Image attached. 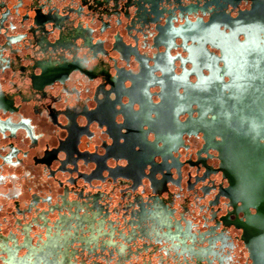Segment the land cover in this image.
Listing matches in <instances>:
<instances>
[{
	"label": "flooded vegetation",
	"instance_id": "1",
	"mask_svg": "<svg viewBox=\"0 0 264 264\" xmlns=\"http://www.w3.org/2000/svg\"><path fill=\"white\" fill-rule=\"evenodd\" d=\"M15 1L23 4V0ZM164 1L137 0L127 6V0H87L84 7L81 5L79 8H72V13H61L55 5L47 8L40 2L32 18L29 14L21 16L24 18L22 22H33L29 27L30 32L26 34H9L10 28L6 23L13 29L19 23L15 24L9 19L15 12L4 2L0 14V36L5 38L2 45L7 43L5 49H14L16 45L31 40L40 54V57L33 60L30 69L22 61L15 66L21 75L28 77L33 97H47L56 85L67 87L76 73L89 82L98 80L99 83L93 106L86 103L79 107L59 109L54 104L47 105L46 113L51 124L65 135L58 137L54 145L45 143L40 153L32 154L31 149L23 150L15 143L20 134L25 136L30 145L39 146L41 143L36 120L38 116H25L21 103L23 98L31 100L32 97H28L22 90L20 94L13 95L0 82V140L8 141L7 144L0 145V169L16 167L30 157L33 165L46 168L47 176L54 179L58 192L54 196L34 191L30 193L25 205H21L19 196L10 199V216L14 227L7 233L0 231V264H236L239 262L237 242L248 255L247 260L240 264H254L242 226L247 221V215L256 214V210H246V204L237 201L230 181L220 171L218 153L213 148L206 147L204 135H184V142L171 146L168 152L164 144L170 138L167 132L156 136L145 123L140 124L143 111L165 107L160 95H168V88H173L181 96L185 93L181 87L183 82L189 83V75L184 73L186 69L191 72L190 81H197L198 76L193 71L192 62H185L189 60V53L182 37L178 36V31L189 22L207 23L213 15L222 11L236 18L239 12L252 10L253 0H241L237 6L228 4L222 10L214 5V0H207L205 4L175 0L176 3L171 4L175 9L166 7V11L161 5ZM243 4H248V7H242ZM133 6L138 9L137 19L140 20L134 25L130 14ZM85 8L91 12H113L109 18H113L115 25L123 29L131 43L126 41L124 34L118 29L113 34L110 49L123 62L129 64L134 61L136 71L119 66L116 61L114 66L124 67L130 72L122 69L119 77L113 78L110 75L115 76L118 71L114 70L112 73L105 64L102 56L110 57V51L106 47V40L98 37V34L107 33L112 28L111 21L105 19L108 13L104 12L101 13L102 19L97 30L76 24L72 14L82 15L79 12H83ZM150 27L155 31L151 36ZM54 33L57 36L51 38ZM144 40L152 48V55L140 50V43ZM124 43L132 47H127ZM186 43V46L197 45V42L193 43L191 40ZM80 44L86 47L92 58H99L98 63L91 65L88 57L80 55ZM204 51L208 60L211 54L222 57L220 49L210 43L205 45ZM136 57L140 63L136 61ZM151 59L158 60V63L155 64ZM12 60L2 54L0 71L12 69ZM173 60L176 66L174 77ZM218 64L220 67L224 66L222 61ZM207 67L208 65L201 69L202 75H210ZM129 74L137 77V83L130 90V99L122 97V107L116 103L124 87L113 88V93H110V87L106 83L107 80L115 84L123 83L124 77L130 76ZM156 83L160 86H155ZM126 84L131 87L129 81ZM149 97L152 102L162 104L155 107ZM186 115L181 113L179 117L184 120ZM154 118L155 115H150V122ZM177 121L180 124L179 119ZM191 122H194L193 117ZM160 124L165 125L167 122L161 121ZM140 128L148 147L154 150L147 160L150 163L145 168L143 166L146 161L141 164L138 160L135 161L141 155L139 145L130 150L132 160L130 152L125 148V138L132 136V140H137ZM96 131L101 136L99 144H95L93 149H83V141L93 140ZM191 138L201 140L200 148H192L189 143ZM3 147L7 148L5 152ZM184 171H187V177H184ZM58 175L65 177L61 179ZM218 175L221 181L217 183L215 179ZM3 180V175H0V182ZM43 180L41 182L45 181ZM105 184L114 188L113 191L110 189L113 195L104 190ZM146 186L151 191L153 200L146 201L141 195L140 191H145ZM173 189L176 191H172ZM71 190L76 195H90L89 211L80 200L70 198ZM183 191H187L190 196L183 195ZM125 193L126 196H123ZM127 194L130 195L129 202L137 195L141 197L132 208L134 221L137 222L134 227L139 226L140 230L136 228L131 234L120 227L126 219L124 212L121 211L116 216L101 203L102 199L106 203L115 199L114 206L110 207L118 209V204L122 206L128 203ZM164 195L183 196L184 202L181 205L186 211L192 209L196 212L200 224L209 229L202 231L194 226L192 219L176 217L178 210L170 206ZM56 196L59 202L55 201ZM0 199L8 197L0 194ZM83 202L86 203V199ZM62 205L66 208H62ZM223 208L224 212L221 213ZM2 211L0 204V212ZM160 212H164L165 224L157 222ZM113 215L116 219L111 218ZM7 219V216L2 217L0 229ZM139 231L144 238L138 237ZM201 239L203 242H200Z\"/></svg>",
	"mask_w": 264,
	"mask_h": 264
},
{
	"label": "bare ground",
	"instance_id": "2",
	"mask_svg": "<svg viewBox=\"0 0 264 264\" xmlns=\"http://www.w3.org/2000/svg\"><path fill=\"white\" fill-rule=\"evenodd\" d=\"M214 1V5L222 10L228 4L237 6L241 0ZM231 17L222 11L212 16L213 25L211 26L202 24V21L195 24L189 22L178 31V36L182 37L184 47L188 50L189 61L192 62L193 71L198 74L199 80L202 79L201 69L209 63L203 50L206 44L210 43L220 49L224 67L221 68L217 64L220 59L215 58L212 67V77L204 85H201L199 81L198 85L193 86L189 79L188 84L183 82L182 86L185 93L182 96L173 91V88H168V95H160L162 103L165 105L164 108L160 109L158 107L154 110L148 109L142 112L140 124L145 123L148 128L153 130L152 132L156 136H159L161 132H167L170 138L168 141H164V144L168 152L169 148L175 145V137L172 132L196 123V120L190 123L194 112L191 111L192 103L195 99H199L200 102L202 100L207 102L206 108L210 107L212 111H216V107L223 109L222 103L229 102L228 108H226L227 115L232 114L234 118L239 120L249 119L257 128L264 125V92L260 89L261 86H264V2L253 0L251 12L242 13L239 20H233ZM221 24H225L224 30L222 28L219 29ZM242 33H244V37L240 36ZM243 39L245 40L241 41ZM189 40H192L193 43L197 42V45L186 46V42ZM156 63H158V60L155 59ZM184 73L190 75L191 72L186 69ZM225 73H229L232 80L229 86L230 95H226L221 91L219 97L216 98L213 84L215 80H222ZM130 76L136 81L137 77L134 75ZM174 76L175 74L172 72V77ZM242 78L248 80L244 84L245 87L242 86ZM122 87H124L123 83L118 82L114 89H121ZM207 95H209L210 99L200 98V96ZM140 105L142 106L143 103H140ZM230 106L232 108H229ZM200 111L201 118L199 121L204 122L207 120L205 117L206 110L201 107ZM187 112L190 116L187 124H178V115L181 113L187 114ZM150 115H155V118L152 119L153 122H150ZM211 117L217 119L216 115H211ZM161 121H166L167 124H160ZM139 130L137 140H132V136L128 139L125 138L127 144L125 148L130 152L129 157L131 156L130 159L132 160L130 150L135 145H139L141 155L135 161L138 160L141 164L151 157L154 150L148 147L145 142L143 130L141 128ZM244 160L247 163V167L242 166ZM263 160L264 146L258 145L255 140H248L239 147L238 160L230 165L231 169L227 172L234 196L243 197V203L246 202L248 204L246 210L250 211L251 205L256 207L257 216L253 214L247 215V221L242 226L245 233L244 237L250 246L254 264H263L264 249L253 234L254 225L264 229V170L262 169L263 166H261V161ZM159 209L161 211V208ZM165 221L164 212H160V215L157 216V222L165 224Z\"/></svg>",
	"mask_w": 264,
	"mask_h": 264
},
{
	"label": "rangeland",
	"instance_id": "3",
	"mask_svg": "<svg viewBox=\"0 0 264 264\" xmlns=\"http://www.w3.org/2000/svg\"><path fill=\"white\" fill-rule=\"evenodd\" d=\"M127 6L130 4L135 3L137 0H133L130 2V0H127ZM187 1H196L197 3H203L207 0H187ZM6 2L8 6L13 9L15 12L13 16H10V20H13L15 24H18V27L16 29H13L8 23H6V26H9V34H26L27 32H30L31 28H29L33 22L31 20H28L26 22H22L24 18L22 19L23 14H29L30 17L32 18L33 13L36 8L39 7L38 3H42L48 7H51V5H55L58 7L61 11V13H72V8L78 7L79 6H85L87 3V0H23V4L21 1L17 4L15 0H0V14L3 6L5 5ZM176 3L175 0L168 1L165 0L161 5L163 6V10L166 11V7L175 9V7H172L171 4ZM202 4V5H203ZM15 5V6H13ZM242 7H248V4H243ZM96 10V8H95ZM105 10H99V12H91L85 8L82 15H75L72 14V19L75 20L76 24H83L85 26H90L94 30L99 29L100 26V20L102 19V14L104 13ZM108 13V17L105 19H109L112 24V28L108 30L107 33L104 35H101V33L98 34V37H101L106 40V47L110 51V57L102 56L104 58L105 64L108 65V67L112 70V73H114V64L117 61L119 66H126L129 69H133L136 71L137 65L134 61H131L129 64L123 62L116 53L112 52L110 49V43L112 41L113 34L117 32V30H121V32L124 34L125 39L127 42L131 43L130 38L123 32V29L119 27L118 25H115V22L113 18H109V16L113 13L111 12H105ZM130 14H131V23L132 25L138 23L140 20L138 18V9H136L135 6L130 8ZM235 14V13H234ZM117 26V27H115ZM0 27H1V19H0ZM151 28V36L154 34V28ZM208 28V27H207ZM57 36V33H54L51 35V38H55ZM30 38H27V40ZM147 41H150V39H147ZM147 41H141L140 43V50L144 52L145 54L152 55L153 50L152 48L148 45ZM5 38L4 36H0V57L2 54L5 56L11 57L12 63H14V67L12 69H7L6 71L2 72L0 71V82L3 85V88L7 90L8 92L12 93L13 95H18L20 94V90L24 91L25 94H27L28 97H32L30 100L23 98V109H24V115L28 117H33V114H37L36 119L39 124V133L41 134V143L39 146H33L30 145V142L25 139V136L23 134H20L18 140L15 142L16 145L23 150H32V154H38L41 152L43 149L45 143H49L51 145H54L57 141L58 137H63L65 133L63 131H58L50 122L47 113H46V108L48 104H54L57 108L59 109H65L68 107H79L82 104H89L91 106L94 105V99L96 98L97 95V85L99 83L98 80L94 82H89L84 76L80 75L79 73L74 74L71 82H68L67 87L64 86H54L53 89L50 90V93L48 94L47 97L41 98V97H33L31 93V87L28 81V77L21 75L17 70H16V65L20 61L23 62L24 65L28 67V69L31 68V65L33 63V60H35L37 57H40V54L38 52V49L35 48L33 45V41L28 40L27 42L23 43L22 45H16L14 49H5ZM79 50H80V55L83 57H88V62L91 63H98L99 58H92L86 49V47L83 44L79 45ZM175 53V52H173ZM179 64H177V67ZM177 71L179 72V67L177 68ZM44 131V132H43ZM101 139V136H99V132L96 131V137L93 140L90 141H83L82 148L83 149H93L95 147V144H99V141ZM7 140L1 139L0 140V145L7 144ZM189 143L191 144L192 148L198 149L201 146V140L199 138H191L189 140ZM38 148L36 150V148ZM34 148V149H33ZM2 150L5 152L7 150L6 147H3ZM215 165H217V162L213 161ZM0 175H3L4 180L0 185V194L3 197H8V199H0V204L3 207V211L0 212V222H2V217L7 216L8 219L3 221V225L0 229L1 232L7 233L10 229H13L12 225V217L10 216V211L12 210V202L10 199L16 198L19 196V199L21 201V205H25L30 198V193L36 191L38 193H41L43 195L45 194H52L56 195L58 192L56 191V184L54 179H50L47 176V170L46 168L42 166H36L33 165V162L30 157L26 158L25 161L20 163L16 167H4L0 169ZM187 171H184V177H187ZM61 179H64L65 176H60L58 175ZM44 179V182H41V180ZM216 182L218 183L221 181L220 176L218 175L216 177ZM185 183V181H184ZM183 183V187H184ZM32 187V189H30ZM105 191H109L114 188L110 184H105L103 185ZM52 189V191H50ZM95 190V189H94ZM112 191L110 193H112ZM172 191H176L173 189ZM117 192L115 191L114 194ZM141 195H143V198L146 201L153 200L154 198L150 196L151 191L148 189V187H145V191H140ZM183 195L189 197L190 194L187 191L182 192ZM113 195V193L111 194ZM128 195V194H127ZM126 196V193L123 195ZM90 195L85 196L82 195V193L76 195L73 193V191H70V198L71 199H78L81 201L82 205L86 207L85 209L87 211L90 210L88 207V203L91 202L89 199ZM164 197H167V202L170 204L171 207L176 208L178 210L176 217L179 219H184V218H189L192 219L195 222V227L197 229H201L202 231L208 230L209 228L206 227V225H201L199 222V217L196 212H194L192 209L190 211H186L185 208L181 205L183 200V196L180 197L178 195L176 196H167L164 195ZM105 198L108 199L106 196ZM86 199V203L83 202V200ZM139 199H141L140 196H136L135 198H132L131 202L130 200V195L126 198V201L128 202L127 204H123L120 206L118 204V209H113L110 206H114V201H110V203L104 202V199L101 200V203L105 205L106 210L110 208V212L115 214L116 216L118 215L119 212L123 211L124 212V217L127 219H124V222L122 225H120L121 230L124 232H127L128 234L134 233V230L137 228V230H140V227H134V225L137 223L134 221L135 219V214L133 211V207L135 206V202H137ZM109 200V199H108ZM56 202H59V198L57 199V196L55 198ZM83 207V208H84ZM62 208L64 205H62ZM82 208V209H83ZM131 208V209H130ZM107 214L109 213L106 211ZM182 212H185L184 214ZM224 212V208L222 209L221 213ZM111 218L116 219L115 216L113 215ZM111 225V223H110ZM15 231V230H13ZM140 235L138 237L144 238V235L139 231ZM199 234V233H198ZM237 234V233H236ZM253 234L256 240L259 242V244L263 247L264 249V229L262 227H258L257 225L253 226ZM121 237L124 235L119 234ZM137 237V234L136 236ZM118 239V237H116ZM200 242H203L201 239ZM146 248V246H144ZM103 249L101 250V252ZM112 253V252H110ZM237 258L238 261L236 264H240L243 261H246L248 258L247 252L244 250V247L237 242ZM263 264H264V250H263Z\"/></svg>",
	"mask_w": 264,
	"mask_h": 264
},
{
	"label": "water",
	"instance_id": "4",
	"mask_svg": "<svg viewBox=\"0 0 264 264\" xmlns=\"http://www.w3.org/2000/svg\"><path fill=\"white\" fill-rule=\"evenodd\" d=\"M261 1L264 2V0H261ZM251 8H252V6H251ZM251 11L252 10L241 11V12H239V15L236 18L231 17V19L239 20L241 18L242 13L251 12ZM225 14L228 15L227 13H225ZM228 16H230V15H228ZM190 23L194 24L193 22H190ZM203 24H205L206 26L207 25H210V26L213 25L212 17L210 18V20L207 23H203ZM221 28H222V30H224L225 24H221L219 26V29H221ZM227 29L229 30V28H227ZM228 33H229V31H228ZM240 36L244 37V33H242ZM244 40L245 39H243L241 41H244ZM124 44L127 47H130V48L132 47L130 45H127L126 43H124ZM213 47L218 48L216 46H213ZM117 52H119V51H117ZM215 58H218V57H216L213 54H211L209 57V63H208L207 70L210 73V75H208V76L202 75V79L199 80V76L197 74V76H198L197 81L196 82L190 81V83L193 86L198 85L199 81H200L201 85H204L206 83V81L212 77V67L214 65ZM207 59H208V57H207ZM219 59H220L219 61H222L224 64L222 57ZM125 60L129 61L126 58H125ZM136 61L138 63H140V60L138 57H136ZM150 61L155 62V59H151ZM187 61H189V60H187ZM172 65H173L172 72H173V74L176 75L175 60H173ZM153 67H151V68H153ZM223 67H221V68H223ZM122 69L126 70V68H124V67L119 68L117 66H114V70H116L118 72L116 73L115 76H113L112 74H110V75L113 78L114 77L117 78V77H119V71ZM126 72H130V71L126 70ZM225 78H228L229 80H225ZM189 79H190V75H189ZM128 81L131 83V87H127L126 83ZM241 81H242V86L245 87L244 84L248 80H246V78H242ZM134 83H137V82L135 81V79L133 77H131V76L124 77V79H123L124 90L119 95V97H118L119 99H118V102L116 103V105H121L123 107V103L121 102L122 97H127L128 99H130V97H131L130 90H131ZM231 83H232V80H231V76L229 73H225V75L222 77V80H215V82L213 84V89L215 92L214 96L216 98H218L221 91H223V93L226 95H230L229 86L231 85ZM138 84H139V82H138ZM106 85H109V87H110L109 92L113 93V88L116 86V84L110 80H107ZM156 85H159V84L156 83L155 86ZM181 88H183V87H181ZM260 89L264 92V86H261ZM200 98L201 99H208L209 95L200 96ZM149 101L151 102V104H153L155 106H157L161 103V102L160 103L152 102L150 97H149ZM206 104H207V102H204L203 100L200 102L199 99L198 100L195 99V101L192 103V109L194 111L193 112V120H196V123L194 125L185 127L181 130H174L172 132L174 134V137H175V145L176 144L180 145L184 142V135H192V134L198 135L200 133L203 134L204 140L207 143L206 147L208 149L213 148L214 150H216V152L218 153V158L221 161L220 171H222L224 174V177H226L229 180L227 172H228V170L231 169L230 165H232L233 162H236L238 160V149L241 146V144H243V142H246L248 140H255V142H257L258 145L264 146V125L262 127L257 128L256 126H254L250 122L249 119L239 120L237 118H234L232 114L227 115L226 108H228L227 105H229V102L222 103L223 104L222 106L224 107L223 109L216 107L217 108L216 111H212L210 109V107L206 108ZM193 107H196V108L194 109ZM201 107H204V109L206 110V112H205L206 116L205 117L207 118V120H205L204 122L199 121L201 118L200 117L201 116V111H200ZM229 108H232V107L230 106ZM183 114H186V113H183ZM211 115H216L217 119L212 118ZM179 116L180 115H178V119H179L180 124L181 125L187 124V122L190 118V116L188 115V112H187L186 118L184 120H181ZM171 151H173V150L171 149ZM149 163L150 162L146 161L144 163L143 167L145 168L147 166V164H149ZM242 166L247 167V163L245 160L242 163ZM261 166H263L262 169L264 170V160L261 161ZM232 191H233V189H232ZM237 201L238 202H244V199H243V197L238 196ZM247 205L248 204L246 203L245 207H247ZM250 208L256 210V207L254 205H251ZM253 215L257 216V213L253 214Z\"/></svg>",
	"mask_w": 264,
	"mask_h": 264
}]
</instances>
